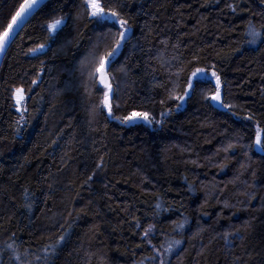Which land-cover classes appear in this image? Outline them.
Wrapping results in <instances>:
<instances>
[{
    "label": "trees",
    "instance_id": "trees-1",
    "mask_svg": "<svg viewBox=\"0 0 264 264\" xmlns=\"http://www.w3.org/2000/svg\"><path fill=\"white\" fill-rule=\"evenodd\" d=\"M21 1L0 0V32ZM82 2H45L2 60L0 241L15 234L21 251L42 254L61 234L59 225L74 220L54 264H151L145 258L156 255L152 245L162 251L171 240L183 243L167 257L170 264H264V152L254 143L255 122L264 127V45L255 51L242 46L249 20L257 29L264 25V4L101 0L123 5L119 10L132 29L111 69L109 116L88 67L107 29L87 17ZM229 3L238 5L235 13ZM61 17L66 27L49 37L47 23ZM40 44L48 47L32 56L29 49ZM106 50L101 47L100 54ZM181 60L187 67L176 81L171 73ZM212 65L224 102L240 117L251 114L252 121L203 98L215 91L214 80L198 81L178 110L167 99L174 87L182 94L196 67ZM18 87L27 109L19 134L20 113L11 96ZM168 108L173 111L162 127L112 118L150 111L159 119ZM229 143L235 147L225 153ZM25 188L35 196L31 210L23 206ZM157 203L166 211L157 214ZM185 218L184 231H174L173 222ZM149 224L155 225L151 244L142 239ZM10 256L0 253L2 264H13Z\"/></svg>",
    "mask_w": 264,
    "mask_h": 264
},
{
    "label": "snow or ice",
    "instance_id": "snow-or-ice-1",
    "mask_svg": "<svg viewBox=\"0 0 264 264\" xmlns=\"http://www.w3.org/2000/svg\"><path fill=\"white\" fill-rule=\"evenodd\" d=\"M41 0H24V3L19 4L18 11L15 12V15L11 16V22L7 24L2 32H0V54H3L10 48L16 41V37L20 35V32L23 31L24 24L27 23V18L39 7ZM261 4H264V0H260ZM81 7L85 10L87 17L94 21L101 29H107V34L102 36L101 42L95 45L94 51L90 53L93 57V62L88 67L90 69L89 75L94 81H98L97 87L99 90L103 91V98L100 101L101 110H107V114L112 116L113 104L111 98L113 95V86L111 80L113 79L111 75V69L114 66V63L118 56L120 55L122 49L124 48L127 41L130 39L131 34V25L129 20L125 18L119 8H122L123 5L118 7L108 6L107 3H101V0H83ZM233 13L236 12L238 5L229 3L226 5ZM66 27L65 20L63 17L54 18L50 23H47L46 30L49 34V37L53 35H58L63 28ZM115 28L116 31L113 32L112 29ZM246 39L242 46L251 48L252 50H259L262 45H264V25L261 26V29H257L256 26L252 23L251 20L248 21L246 25V31L244 33ZM48 47L46 44H40L35 48L29 49V53L32 56H36L37 53H43L45 48ZM101 47H106L107 50L100 54ZM177 58H173L176 60ZM193 61H199L198 54H194ZM189 64L192 61L188 62ZM186 64L181 60L180 63L176 66V71L171 73V77H174L176 81H179L185 68ZM210 73V75H209ZM207 78V79H205ZM186 86L183 87L182 94L176 91L174 87L168 94L167 99L176 101V109L178 110L183 106V103L186 102L187 98H190L191 95L196 91L197 82L203 81L206 83H212L214 80V89L215 91L209 95L204 96L203 98L206 101H212L215 107L224 108L230 112L232 115L237 116L238 119L244 121H252L253 116L251 114L240 117L238 112L232 111L234 106L232 104H227L222 98V89H221V77L215 70V65L210 66L209 68L196 67L194 71L190 73L186 78ZM37 80H32V85H37ZM178 87V84H177ZM34 89H28V92L33 91ZM13 91V99L15 101V108L18 113H20V120L16 121V133L19 134L22 126L25 121V113L27 109L23 106L26 99L25 92L23 88H15ZM30 98V97H29ZM161 105H165V100H160ZM118 107V105H117ZM172 109L168 108L165 111L159 113V119L150 111H131L123 117H112L116 120H119L123 124L135 123L137 121H142L147 125H159L163 126V122L168 115H171ZM255 128V146L259 147L261 152H264V127L260 126V122L256 121ZM23 139L22 136L19 137ZM235 147L234 144H227L222 150L225 153H228L231 149ZM196 163V161H192ZM103 167V158L96 164V168L100 169ZM223 167V165H221ZM93 175L88 176L85 184L92 181ZM191 190V185H189ZM24 198V207L31 210L33 207V201L35 196L27 188L23 190ZM225 207H228L225 204ZM155 208L158 210L166 211V209L161 208V204L157 203ZM72 214L69 213V216ZM75 221H66L67 227L64 224L59 225L61 234L50 245H45L41 250L42 254L32 253L28 248H24L21 251V245L17 243V238L15 234L9 236L6 240L0 241V253L8 252L11 254L10 259L13 261V264H24L27 261V264H54V260L59 250H61L67 240L70 238L72 224ZM188 223L187 219L180 222H173L174 231L183 232L185 225ZM136 227L140 228L141 225L139 221L136 223ZM155 238V225L149 224L142 233V239L147 240L148 244H151L152 241L148 239L149 236ZM229 233H224V240L226 245L231 243L229 239ZM183 242L181 240H171L167 242V245H162L161 248L157 249L155 245H152L156 255L151 257H146L145 260L151 261V264H170V260L167 257L174 254V252L179 248ZM29 255L33 256L32 261H28L27 258ZM2 264V260H0ZM141 264H144V261H141Z\"/></svg>",
    "mask_w": 264,
    "mask_h": 264
},
{
    "label": "water",
    "instance_id": "water-1",
    "mask_svg": "<svg viewBox=\"0 0 264 264\" xmlns=\"http://www.w3.org/2000/svg\"><path fill=\"white\" fill-rule=\"evenodd\" d=\"M48 0H41V3H40V5H39V7L27 18V21L29 20V18L43 5V4H45V2H47ZM22 3H24V0H22L21 2H20V4H22ZM18 9H19V5L16 7V9H15V11L13 12V14L12 15H15V12L16 11H18ZM11 22V18H10V20L8 21V23H10ZM7 23V24H8ZM26 24V23H25ZM24 24V25H25ZM7 26V25H6ZM5 26V27H6ZM4 30V29H3ZM6 53V52H5ZM5 53H3V54H0V66H1V63H2V60H3V58H4V55H5Z\"/></svg>",
    "mask_w": 264,
    "mask_h": 264
},
{
    "label": "rangeland",
    "instance_id": "rangeland-1",
    "mask_svg": "<svg viewBox=\"0 0 264 264\" xmlns=\"http://www.w3.org/2000/svg\"><path fill=\"white\" fill-rule=\"evenodd\" d=\"M18 88H20V87H18ZM11 96H12V102H13L14 107H15V101H14V99H13V92L11 93ZM15 110H16V108H15Z\"/></svg>",
    "mask_w": 264,
    "mask_h": 264
}]
</instances>
